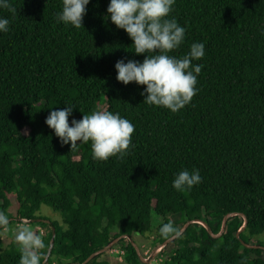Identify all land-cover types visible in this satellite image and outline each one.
Returning a JSON list of instances; mask_svg holds the SVG:
<instances>
[{
  "label": "trees",
  "instance_id": "16d2710c",
  "mask_svg": "<svg viewBox=\"0 0 264 264\" xmlns=\"http://www.w3.org/2000/svg\"><path fill=\"white\" fill-rule=\"evenodd\" d=\"M10 2L15 15L0 9L10 20L0 33V213L12 218L6 228L18 220L38 226L40 264L52 227L47 264H83L123 235L133 240L122 239L88 264H146L136 235L156 233L158 250L174 236L160 235L164 223L183 229L202 220L218 234L230 213L248 218L241 238V215L219 238L196 222L174 249L162 248L158 264H264V250L241 241L264 245V0H176L171 17L187 31L170 55L205 44V56L193 62L203 65L199 91L178 113L143 103L146 86L117 81L118 60L142 62L146 54L137 56L126 31L107 18L110 0H91L80 29L57 23L61 0ZM65 104L75 106L70 125L97 109L120 113L135 126L134 147L107 161L92 158L91 142L71 151L45 123ZM193 169L202 183L175 190L174 175ZM43 205L62 220L42 215ZM114 249L125 251L123 261L111 259ZM20 256L15 238L6 244L0 237V264H19Z\"/></svg>",
  "mask_w": 264,
  "mask_h": 264
},
{
  "label": "clouds",
  "instance_id": "9594fccd",
  "mask_svg": "<svg viewBox=\"0 0 264 264\" xmlns=\"http://www.w3.org/2000/svg\"><path fill=\"white\" fill-rule=\"evenodd\" d=\"M62 10L56 13L57 23L80 29L83 26L87 6L91 0H61ZM176 0H110L108 17L118 29L126 31L133 41L134 53L145 55L143 61L118 60L115 64L117 81L128 85L135 82L146 86L141 95L143 103L158 108H166L178 113L189 105L198 93V76L203 65L193 63L205 56V44L195 42L182 57L170 55L179 49L186 38V27L171 17ZM0 9L13 15L17 9L10 0H0ZM10 20L0 16V33H7ZM52 110L45 123L54 131L62 145H70V150L91 142L92 158L107 161L111 157L123 159L134 147L132 137L135 132L133 123L120 113L97 109L82 119L73 115V105ZM198 169L180 171L174 175L172 187L177 191L191 190L202 183ZM8 218L0 213V224H7ZM182 228L173 222L164 223L159 228L163 238L170 235L180 236ZM20 245L19 264H40L39 250L45 247L43 240L28 228H22L15 236Z\"/></svg>",
  "mask_w": 264,
  "mask_h": 264
},
{
  "label": "water",
  "instance_id": "95a60500",
  "mask_svg": "<svg viewBox=\"0 0 264 264\" xmlns=\"http://www.w3.org/2000/svg\"><path fill=\"white\" fill-rule=\"evenodd\" d=\"M234 215H241L242 217H244L245 218V224H244V226L240 229V231L238 232V234H237V236H238V238H241V233H242V231L247 227V225H248V218H247V216L245 215V214H243V213H230V214H228L226 217H225V219H224V222H223V226H222V230L220 231V233H218V234H215L214 232H213V230L211 229V227L209 226V224L208 223H206V222H204V221H202V220H195V221H189L186 225H185V227L182 229V232H181V234H180V236H182L184 233H185V231L193 224V223H200V224H203L207 229H208V231H209V233L213 236V237H216V238H219V237H221L224 233H225V231H226V229H227V225H228V221H229V219L232 217V216H234ZM12 221V218H10L9 220H8V223L7 224H2L1 226H0V230L1 229H3V228H5L8 224H9V222H11ZM45 222V223H48V224H50L51 223V220H46V219H37L36 220V222ZM26 222H30V221H26ZM52 240H51V244H50V248H49V250H48V254H47V257H46V259H45V261H44V263L43 264H47V262L49 261V259H50V257H51V254H52V252H53V249H54V247H55V241H56V235H57V232H56V228L55 227H52ZM180 236H172L170 239H168L161 247L162 248H164V247H166L169 243H171V242H173V241H175L177 238H179ZM124 238H128V239H132L130 236H128V235H123V236H121V237H119L118 239H116V240H114L109 246H107L106 248H104V249H102V250H100V251H97V252H95L94 254H92L83 264H88L94 257H96L97 255H99V254H101V253H107L108 251H110V250H112L122 239H124ZM133 240V239H132ZM242 241V243L246 246V247H248V248H261V249H263L264 250V245H250V244H247L246 242H244L243 240H241ZM134 246H135V248H136V250L138 251V253H139V255H140V257H141V259H142V261L144 262V263H146V264H149L153 259H154V257H155V254H156V251H154V253H153V255L152 256H150L149 258H145V256H144V254H143V252H142V249H141V247L137 244V243H135L134 242Z\"/></svg>",
  "mask_w": 264,
  "mask_h": 264
},
{
  "label": "rangeland",
  "instance_id": "374dc122",
  "mask_svg": "<svg viewBox=\"0 0 264 264\" xmlns=\"http://www.w3.org/2000/svg\"><path fill=\"white\" fill-rule=\"evenodd\" d=\"M11 198L13 199V201L16 200L15 196L14 195H11ZM11 212L16 214L17 213V206H16V202H14V205L12 206L11 208ZM40 213L42 215H45V216H48L50 218H53V219H59V220H62V214L58 211H55L53 208H51L50 206H47V205H43L42 206V209L40 211ZM20 220L17 221V223L13 224L12 226L8 227V228H3L0 230V237L5 241L6 244L10 243V241L15 238V236L17 235L18 231L22 228H28L29 230H31L32 232L36 233L38 236L39 235V231H38V226H36L35 224L33 223H23V224H20L19 223ZM160 223V220H158L155 224V230L157 228V226L159 225ZM156 235V233H154V236ZM154 236H152V238H148V237H142L141 235H136L135 236V240L136 242L138 243V245L141 247V249H144L145 250V254L148 256L147 258H149L150 256L153 255L154 251H156V254H155V257L154 259L149 263V264H158L157 262V257L159 255V252L158 253V250L155 249V245L153 244V238ZM261 240L264 241V235L260 236L259 237ZM171 243H169L165 248V250L167 251H171L172 249H174V246L171 245ZM163 248V249H164ZM143 252V251H142ZM111 256V259L113 260H117L119 255L116 254V253H111L110 254ZM156 258V259H155Z\"/></svg>",
  "mask_w": 264,
  "mask_h": 264
},
{
  "label": "built area",
  "instance_id": "2783aa9c",
  "mask_svg": "<svg viewBox=\"0 0 264 264\" xmlns=\"http://www.w3.org/2000/svg\"><path fill=\"white\" fill-rule=\"evenodd\" d=\"M42 235H45V231H42ZM162 250V247L158 249V253ZM112 253H116L119 255V261H123V255L125 254V251L122 249H114Z\"/></svg>",
  "mask_w": 264,
  "mask_h": 264
}]
</instances>
